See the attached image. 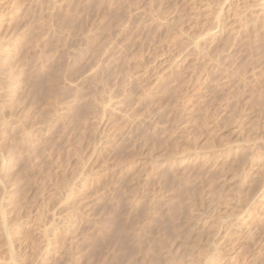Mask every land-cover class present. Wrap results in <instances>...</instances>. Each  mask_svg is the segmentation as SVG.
Masks as SVG:
<instances>
[{
    "label": "rangeland",
    "instance_id": "obj_1",
    "mask_svg": "<svg viewBox=\"0 0 264 264\" xmlns=\"http://www.w3.org/2000/svg\"><path fill=\"white\" fill-rule=\"evenodd\" d=\"M263 3L0 0V264H264Z\"/></svg>",
    "mask_w": 264,
    "mask_h": 264
},
{
    "label": "bare ground",
    "instance_id": "obj_2",
    "mask_svg": "<svg viewBox=\"0 0 264 264\" xmlns=\"http://www.w3.org/2000/svg\"><path fill=\"white\" fill-rule=\"evenodd\" d=\"M264 4V3H263ZM227 10V9H226ZM225 11V10H224ZM228 12V11H227ZM229 14V13H228ZM229 18V17H228ZM225 20V19H224ZM223 20V21H224ZM226 21H227V19H226ZM222 22V21H221ZM223 23V22H222ZM225 24V23H224ZM226 25V24H225ZM221 27H223L222 26V24L220 25ZM224 28V27H223ZM230 34V33H229ZM231 39V38H230ZM227 40V39H226ZM229 40V39H228ZM210 61V60H209ZM204 71H206V70H204ZM202 213H203V211H202ZM199 215H201V212H199V214L196 216V217H199ZM203 215V214H202ZM202 215H201V217H202ZM199 219H200V217H199ZM203 221V220H202ZM223 221V220H222ZM217 224H219V223H217ZM220 225H222V224H220ZM236 225H237V223H236ZM239 226V225H238ZM223 227H224V224H223ZM242 227V226H241ZM220 228H221V226H220ZM232 228V227H231ZM217 229H218V227H217ZM240 229V228H239ZM232 230V229H231ZM245 231V230H244ZM247 232V231H246ZM227 233V236L229 237V234L231 233V232H226ZM227 237V238H228ZM248 238V237H247ZM246 238V239H247ZM242 239H243V237H242ZM249 239H250V237H249ZM223 241V240H222ZM241 241V240H240ZM224 242V241H223ZM226 242V241H225ZM236 243H237V241H235ZM239 242V241H238ZM232 244H234V243H232ZM234 246H237V245H234ZM240 246H242V245H240ZM227 247V246H226ZM228 247H230V246H228ZM243 247V248H242ZM242 247H238L239 249L240 248H242V249H244V246H242ZM236 248V247H235ZM246 249V248H245ZM248 249V248H247ZM220 250V249H219ZM237 251V250H236ZM243 251V250H242ZM238 253V252H237ZM241 253V252H240ZM239 254V253H238Z\"/></svg>",
    "mask_w": 264,
    "mask_h": 264
}]
</instances>
